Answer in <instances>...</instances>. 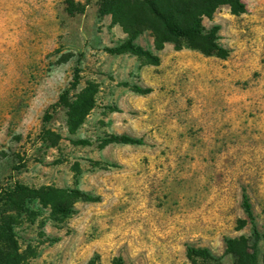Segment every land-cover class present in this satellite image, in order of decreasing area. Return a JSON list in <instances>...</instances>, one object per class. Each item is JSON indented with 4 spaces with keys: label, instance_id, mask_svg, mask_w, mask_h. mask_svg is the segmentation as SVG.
Segmentation results:
<instances>
[{
    "label": "rangeland",
    "instance_id": "rangeland-1",
    "mask_svg": "<svg viewBox=\"0 0 264 264\" xmlns=\"http://www.w3.org/2000/svg\"><path fill=\"white\" fill-rule=\"evenodd\" d=\"M99 1L0 0V223L14 225L20 264H234L226 241L251 234L243 195L264 234V0L202 20L224 58L157 50L144 31L134 44L157 65L109 52L127 37ZM84 91L93 104L73 129L57 103ZM112 135L142 144L103 145ZM15 186L95 200L37 212L7 202Z\"/></svg>",
    "mask_w": 264,
    "mask_h": 264
},
{
    "label": "trees",
    "instance_id": "trees-1",
    "mask_svg": "<svg viewBox=\"0 0 264 264\" xmlns=\"http://www.w3.org/2000/svg\"><path fill=\"white\" fill-rule=\"evenodd\" d=\"M221 6H228L233 13H245L243 0H100L98 13L110 15L112 23L117 24L127 37L124 42L109 52L132 54L145 58L149 64L157 65L156 56L134 44L135 38L144 31L150 32L157 50L162 49L166 43H172L176 49L185 46L205 56L226 57L227 50L218 43L219 27L214 25L207 29L202 24L204 18L210 19ZM76 85L77 77H74L71 89ZM132 89L139 93L144 92L140 87L134 86ZM57 104L67 108V125L75 129L91 109L93 99L84 91L71 103H68L62 95ZM79 142L86 143L85 140ZM110 143L142 144L139 139L117 135L102 141L103 145ZM108 166L114 167V165ZM27 192L28 189L15 186L8 192L6 200L12 204L13 198L20 195L26 198V203L38 201L37 212L42 208H50L52 212L61 216H67L72 212L71 206L67 203L68 198L88 202L95 200L92 196L78 190H62L47 186L31 190L32 195H28ZM243 208L250 225L251 238L227 240L226 252L233 257L234 264H264V254L260 263L257 257V243L261 239L264 240V234L261 235L256 229L245 195H243ZM17 239L18 236L10 218L1 221L0 264H20L22 259L18 253ZM188 255L202 259L207 256L206 251L192 248L188 249Z\"/></svg>",
    "mask_w": 264,
    "mask_h": 264
}]
</instances>
